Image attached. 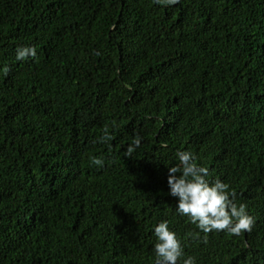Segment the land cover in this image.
<instances>
[{"label":"trees","instance_id":"16d2710c","mask_svg":"<svg viewBox=\"0 0 264 264\" xmlns=\"http://www.w3.org/2000/svg\"><path fill=\"white\" fill-rule=\"evenodd\" d=\"M179 151L251 231L176 214ZM162 220L197 264H264V0H0V264H154Z\"/></svg>","mask_w":264,"mask_h":264},{"label":"clouds","instance_id":"9594fccd","mask_svg":"<svg viewBox=\"0 0 264 264\" xmlns=\"http://www.w3.org/2000/svg\"><path fill=\"white\" fill-rule=\"evenodd\" d=\"M163 6H171L179 3V0H154ZM35 47H18L16 60L24 61L35 58ZM110 137H105L109 139ZM141 137H136L127 148V154L140 147ZM179 164L167 167L168 195L176 202V214L187 217L189 223L195 225L199 233L205 236L213 232H227L233 236H239L243 231H251L254 219L247 210L246 205H237L230 193L229 186L220 179L210 181L209 169L197 163L196 156L191 151H179L176 153ZM93 163L101 165L103 162L94 159ZM155 243L154 264H197L195 257L186 256L184 245L177 233L170 228L168 220L158 222L153 229Z\"/></svg>","mask_w":264,"mask_h":264}]
</instances>
